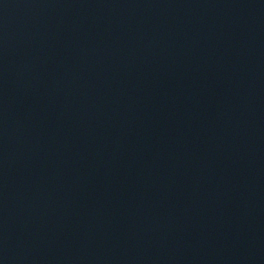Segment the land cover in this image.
Here are the masks:
<instances>
[{
	"label": "water",
	"instance_id": "water-1",
	"mask_svg": "<svg viewBox=\"0 0 264 264\" xmlns=\"http://www.w3.org/2000/svg\"><path fill=\"white\" fill-rule=\"evenodd\" d=\"M0 264H264V0H0Z\"/></svg>",
	"mask_w": 264,
	"mask_h": 264
}]
</instances>
